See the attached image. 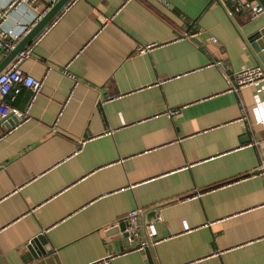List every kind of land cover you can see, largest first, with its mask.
<instances>
[{
	"label": "crops",
	"instance_id": "0c3cea01",
	"mask_svg": "<svg viewBox=\"0 0 264 264\" xmlns=\"http://www.w3.org/2000/svg\"><path fill=\"white\" fill-rule=\"evenodd\" d=\"M164 1L75 0L27 45L20 68L44 83L28 120L0 125V264H148L121 252L116 230L154 206L158 264H264V85L232 92L210 65L261 64L248 37L264 13ZM193 30L201 48L178 38ZM37 235L51 247L42 260L28 249Z\"/></svg>",
	"mask_w": 264,
	"mask_h": 264
},
{
	"label": "built area",
	"instance_id": "2783aa9c",
	"mask_svg": "<svg viewBox=\"0 0 264 264\" xmlns=\"http://www.w3.org/2000/svg\"><path fill=\"white\" fill-rule=\"evenodd\" d=\"M55 1L56 0H45V3L41 6V0H0V51L3 56L14 48L17 42L30 30L35 22L42 17ZM74 1L75 0H69L62 9H66ZM155 1L166 5L164 0ZM214 1L224 5L226 0ZM243 10H248L251 18H255L264 13V9L256 0L237 1L232 8L227 9V13L229 16H232L235 12ZM200 34V30L184 31L179 34L178 38L191 41L201 48L200 41L198 40ZM209 41L215 42L216 38L210 36ZM155 46L154 44H149L144 47H138L137 50L138 52H142L150 50ZM30 52L31 50L26 46L19 51L14 56L13 60L0 72V115L4 117L12 113L17 118V122H23L29 119L31 106L44 83V78L32 77L20 68V63L29 56ZM210 65L216 66L220 70L227 80L229 90L232 92L239 93L240 89L248 85H264V67L261 64L248 65L237 71H232L231 73L228 72L224 63L219 59L211 61ZM63 74L75 79L74 74L68 72L66 69H63ZM23 87L30 91L29 101L23 109H19L5 102L4 98L7 95L10 93L16 95ZM174 113V110H170L167 112V115H172ZM259 168L262 169L260 173L264 177V153L261 155ZM141 213L142 209L138 208L132 210L128 214L125 219L128 225L124 230L119 231V237H123L126 233L128 241H131L133 236H138L136 233V230L139 228L137 220ZM180 224L183 230L189 229L184 221L181 220ZM145 245L146 242L142 241L138 246L129 248L144 250ZM115 256L117 255L108 253L105 256L85 264H112Z\"/></svg>",
	"mask_w": 264,
	"mask_h": 264
},
{
	"label": "water",
	"instance_id": "95a60500",
	"mask_svg": "<svg viewBox=\"0 0 264 264\" xmlns=\"http://www.w3.org/2000/svg\"><path fill=\"white\" fill-rule=\"evenodd\" d=\"M69 0H56L50 8L42 15L40 19H38L35 24L30 28V30L17 42L13 49L9 50L0 60V72L13 60L14 56L24 49L34 38L35 36L41 32L43 28H45L52 19L59 13V11L63 8V6ZM258 4L264 9V0H256ZM248 41L251 45L252 50L258 57V60L264 67V27L253 32L249 37ZM15 123H17L16 117L10 113L0 119V125H3L6 128H10ZM262 171L261 168L255 170V173H260ZM151 207V208H155ZM151 208L146 209L140 215L137 222L139 224V228L136 230L138 234L137 237H132L131 241H128L127 234L125 233L123 237H119L117 240L118 245H120L121 251L124 247H136L142 241L146 242L144 247V253L146 255L148 264H158L155 260L154 250L151 245V241L147 235L146 222H145V214ZM128 225L127 221H122L118 224L116 232L124 230V228ZM28 249L31 252L34 259L42 260L43 257H46L51 252V247L47 244L45 236L37 235L33 238L29 244Z\"/></svg>",
	"mask_w": 264,
	"mask_h": 264
}]
</instances>
